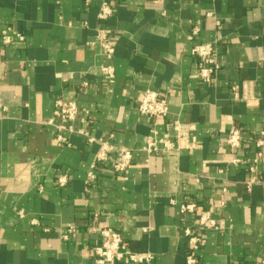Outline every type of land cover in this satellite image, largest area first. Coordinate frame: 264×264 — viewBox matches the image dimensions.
<instances>
[{"label":"crops","instance_id":"obj_1","mask_svg":"<svg viewBox=\"0 0 264 264\" xmlns=\"http://www.w3.org/2000/svg\"><path fill=\"white\" fill-rule=\"evenodd\" d=\"M103 1L113 8L106 20L98 18ZM6 28L24 40L3 44ZM99 28L114 33L112 59L95 42ZM203 42L218 52L212 83L201 81L191 53ZM107 65L115 71L110 86ZM148 89L168 96L159 131L176 140L174 126L192 124L193 148L147 157L142 148L156 121L137 108ZM58 99L89 110L76 129L135 150L126 178L110 168L113 153L87 185L100 143L64 132L69 145L55 144L57 129L46 122ZM234 125L243 141L232 151ZM259 151L264 180V0H0V264H95L93 228L103 227L120 232L132 251L153 253L150 264H186L187 227L203 238L197 264H257L264 184L247 190L246 182ZM189 202L196 211L181 213ZM203 210L222 227L197 230Z\"/></svg>","mask_w":264,"mask_h":264},{"label":"built area","instance_id":"obj_2","mask_svg":"<svg viewBox=\"0 0 264 264\" xmlns=\"http://www.w3.org/2000/svg\"><path fill=\"white\" fill-rule=\"evenodd\" d=\"M91 0H85L86 4H89ZM113 14V8L107 1H103L100 5L98 18L106 20ZM208 16H213V13L209 12ZM216 24H220L219 20H216ZM200 27L196 25L190 34L188 40L192 41L199 34ZM1 40L3 44H11L15 40L23 41L24 36L13 30L12 28H6L1 33ZM99 44L102 53L108 58L112 59L115 54V36L112 30L107 28H99L96 32V41ZM93 42V43H95ZM192 55L197 57L198 62V74L201 81L204 83H212L215 80V76L220 69V62L218 59V52L213 42H203L194 44L191 49ZM104 84L112 85L115 81V71L113 66L107 65L101 68ZM109 88V87H108ZM233 96L238 99L239 93L236 89L232 88ZM245 101L248 105L253 104V99L247 95H244ZM138 112L142 115H147L155 119L156 123L151 129L150 134L146 139V144L142 150L149 158L152 155L160 154L162 152H178L181 149L193 148L194 142L190 140L194 126L192 124H176L174 129L176 131V140H172L168 133L162 134L158 129V120L165 119L169 114L168 96L157 92L155 90L148 89L143 92L141 99L139 100ZM88 114L89 110L86 108H80L74 101H67L64 99H58L55 102V108L52 116L47 120V124L53 125L57 129V134L54 138V142L57 146L69 145V138L64 132L69 134L79 133L87 136L88 141L100 143V148L95 155V158L91 164L90 171L87 175V185L93 182L97 177V168L100 164L109 162L111 154L116 153L111 163L112 171L119 176L126 178V173L129 170L134 152L133 148L127 147H115L111 143L105 140H97L95 137L90 136L84 129H76L74 122L80 114ZM243 141V133L238 126H232L227 133V146L233 151L240 148ZM257 145L263 146V139H258ZM263 159V152L259 151L257 157L254 159L253 164L249 166L250 176L246 182V189L251 190L255 184H264V180L257 175V163ZM240 160L235 158L233 163H237ZM59 186H65L68 183L66 175H60L58 177ZM223 192L226 189L223 188ZM224 205V202L221 203ZM197 205L193 202L183 203L180 206V212L183 214L194 213ZM35 221V220H33ZM224 224L223 220L217 219L209 210H203L200 212V216L197 220V230L204 229H219ZM150 228H144L145 231ZM196 230V229H195ZM191 227L184 229V234L188 238L189 252L186 256V264H197L196 252L199 250L203 238L199 232H195ZM69 232H73L74 228L69 226ZM93 231L98 233L100 237V243L93 247L92 257L95 264H118L120 262H130L133 264H150L154 258V254L151 252H134L124 242V239L120 232L111 228H93ZM64 235V238H67ZM257 264H264V257Z\"/></svg>","mask_w":264,"mask_h":264}]
</instances>
